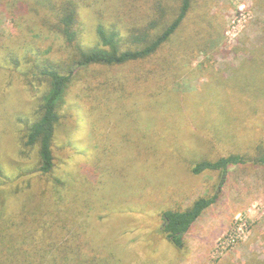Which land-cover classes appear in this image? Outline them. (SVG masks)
<instances>
[{
	"label": "trees",
	"instance_id": "16d2710c",
	"mask_svg": "<svg viewBox=\"0 0 264 264\" xmlns=\"http://www.w3.org/2000/svg\"><path fill=\"white\" fill-rule=\"evenodd\" d=\"M258 3L264 6V0ZM212 5L213 0H0V79L7 78V86L19 80L30 96L24 110L12 104L10 114L0 109V264L149 262L125 261L121 244L94 229L93 189L102 183L94 168L90 176L59 169L72 148L60 145L56 132L73 120L75 109L65 105L75 92L91 119L93 146L102 145L100 135H105L103 151L111 156L118 148L110 140L121 139L120 130L147 128L140 125L138 115L144 104L132 110L139 103L130 107L127 90L144 87L146 94L149 79L159 74L165 77L161 83L174 78L176 84L182 75L180 61L203 56L199 66L207 78L176 93L182 97L177 112L195 109L194 117L202 119L198 128L210 132V141L221 135L229 140L246 136L249 143L241 149L252 145L241 154L193 163L192 174L210 171L217 181L187 207L159 210L161 230L149 225L153 220L146 212L136 211L135 222L150 227L147 236L162 235L178 254L184 253V236L195 220L219 199L229 167L246 162L264 165V40L236 47L242 56L228 73L215 72L209 60L227 42L221 9L212 15ZM261 33L264 36V25ZM91 34L93 43L87 42ZM173 56L174 72L167 65ZM96 65L122 74L113 78L97 69L92 72ZM4 125L14 128L16 151L18 157L27 158L25 162L7 161L1 137ZM134 139V157L139 159L149 147L138 149L141 135ZM203 143L198 142L199 147ZM104 169L109 170L107 164ZM139 181L129 183V198L136 197ZM5 182H14L12 188L4 187ZM110 202V207L105 205L109 212L117 206ZM242 264H264V258L253 254Z\"/></svg>",
	"mask_w": 264,
	"mask_h": 264
},
{
	"label": "rangeland",
	"instance_id": "374dc122",
	"mask_svg": "<svg viewBox=\"0 0 264 264\" xmlns=\"http://www.w3.org/2000/svg\"><path fill=\"white\" fill-rule=\"evenodd\" d=\"M213 4L212 15L218 12V8L221 9L227 43L217 50L209 64L215 72L225 75L237 57L242 56L243 51L236 52V47L242 46L240 49H243L244 45H257L264 40L261 33L264 6L259 7L258 0H213ZM94 40L91 34L87 42L93 43ZM202 59L201 55L180 61L182 75L176 84L174 78L166 84L161 83L165 77L159 74L157 78L149 79L146 94H143L144 87L135 89V92L127 90L126 98L132 103L130 107L134 102L139 103L132 110L144 104L138 115L140 125L147 128L141 127V131L131 127L120 130L123 137L116 141L110 140L118 148L111 156L103 151V143L108 141L103 140L105 135H100L102 145L93 146L92 122L76 92L68 97L65 109H75V115L71 122L66 121L58 128L56 136L60 145H70L72 151L69 157L63 158L59 169L69 174L80 170L89 176L96 172L95 176L101 178L102 183L96 184L93 189L95 204L90 219L95 230L108 235L107 238H111L112 242L121 244V250L127 257L125 261L146 260L149 261L147 264H242L253 254L264 258V165L260 163L246 162L229 167L219 199L201 213L184 236V253L178 254L160 234L150 239L147 236L150 227L139 226L135 222L138 215L136 211L143 215L146 212V217L153 220L149 225L161 230L157 217L159 210L187 207L196 197L208 193L217 181L216 175L210 171L192 174L190 169L193 163L251 150L252 144L247 150L241 149V146L249 143L246 136L229 140L223 139L221 135L210 141V132L204 127L198 128L202 119L198 121V116L194 117L195 109L181 108V112H177V106H182V97L176 93L184 88L189 89V84L195 80L200 83L205 80V76L207 78V71L203 73L199 66ZM167 65L174 72V56ZM96 69L113 78L122 74V70L117 73L112 69L107 70L104 65L91 67L92 72ZM115 74L118 75L114 77ZM7 80L0 79V96L3 97L0 109L9 110V104L17 109L28 108L30 96L21 82L15 80L13 85L7 86ZM13 133L14 128L10 125L3 126L1 137L4 153L9 163H23L27 158L18 157ZM135 134L141 135L138 149L144 151L149 147L146 149L149 153L144 155L143 152L144 156L139 159L134 157ZM200 141L204 142L201 147L198 144ZM109 158L114 160L113 164ZM106 164L109 170L104 169L102 172ZM91 168H94V173H91ZM137 179L140 181L134 188L138 189L134 193L136 197L131 199V192L126 189L131 181ZM14 182H5L3 186L12 188ZM118 196L122 198L113 202L108 200L109 197L117 199ZM108 202L111 206L117 205L110 212L105 207ZM121 223L125 225L120 226Z\"/></svg>",
	"mask_w": 264,
	"mask_h": 264
}]
</instances>
